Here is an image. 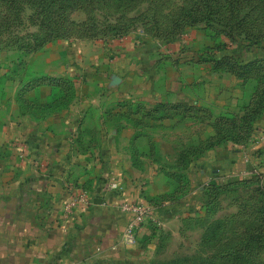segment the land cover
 I'll list each match as a JSON object with an SVG mask.
<instances>
[{"label": "crops", "instance_id": "0c3cea01", "mask_svg": "<svg viewBox=\"0 0 264 264\" xmlns=\"http://www.w3.org/2000/svg\"><path fill=\"white\" fill-rule=\"evenodd\" d=\"M215 42L199 24L166 40L143 28L56 38L19 64L0 52V264H148L168 222L198 211L189 205L192 189L184 207L152 203L161 223L145 222L131 245L119 242L126 217L115 204L124 193L148 201L170 192L180 150L212 135L217 115L247 102V82L200 59ZM40 75L68 79L69 99L61 102L52 83H29ZM161 103L198 108L161 116ZM263 132L264 113L252 144L264 143ZM229 143L208 148L188 176ZM110 176L123 192L103 189ZM79 185L94 201L65 214Z\"/></svg>", "mask_w": 264, "mask_h": 264}, {"label": "trees", "instance_id": "16d2710c", "mask_svg": "<svg viewBox=\"0 0 264 264\" xmlns=\"http://www.w3.org/2000/svg\"><path fill=\"white\" fill-rule=\"evenodd\" d=\"M80 1H85L92 10L100 11L101 19L106 20L117 18L119 11L135 5L140 0H0V41L3 42L1 38L4 34L13 37L10 41L16 44L15 49L20 52L16 56L19 64L23 62V55L42 48L45 43L56 38L95 36V28L98 31L96 21L90 19L75 21L67 15L71 4ZM172 21L174 24L169 34L152 36L166 40L179 35L188 26L202 24L208 35L216 37L214 44L216 51L212 54L203 53L200 59L210 61L216 70L233 73L242 80V83L250 79L255 80L252 93L247 102L241 106L240 112L220 113L214 119L212 135L180 150L175 163L176 169L168 173L174 179L173 189L160 199H148L154 204L167 201L185 206L187 204L185 198L190 191V177L187 174L190 163L200 158L208 148L228 140L247 141L258 129V120L264 113V55L258 51L255 54L249 51L264 46V0H195L188 6L180 7L179 15ZM131 29L126 23L112 24L105 31L106 33L99 36L117 37L128 33ZM73 30L79 31L73 33ZM143 30L149 34L144 28ZM221 36L245 49V54L249 52L252 55L243 56V51H238V47L226 49V43L218 39ZM45 82L52 83L59 89L55 95L59 93L56 97L61 102L71 96L72 89L66 78L40 75L32 78L29 83ZM192 108L198 107L179 103L156 105V110L161 116L171 111L186 112ZM199 110L205 111L202 108ZM254 178L260 180V175L253 174L250 178L238 180ZM228 183L229 180L220 184L217 180L210 179L206 187H202L203 199L207 198V190L210 187ZM262 193L264 195V190ZM214 220L213 225H209L205 231L206 241L215 239L220 232V220L215 218ZM157 228L153 223V229ZM250 238L254 239L255 233L251 234Z\"/></svg>", "mask_w": 264, "mask_h": 264}, {"label": "rangeland", "instance_id": "374dc122", "mask_svg": "<svg viewBox=\"0 0 264 264\" xmlns=\"http://www.w3.org/2000/svg\"><path fill=\"white\" fill-rule=\"evenodd\" d=\"M194 1L140 0L119 11L117 18L106 20L101 19L100 11L92 10L85 1H80L71 4L67 15L75 21H96V35L87 38L102 35L112 24L119 23H126L132 29L144 28L150 35L164 36L170 33L174 24L172 20L179 15L180 7ZM12 38L5 34L1 38L2 61L9 62L20 53L15 49L16 44L10 41ZM256 51L264 55V46ZM249 52L245 54L243 51V56H251ZM254 84L253 79L246 83L247 99ZM254 137L253 134L244 142L226 141L231 144L224 146L226 150L214 154L215 159L208 168L201 172L199 167L191 172L190 188L195 199L189 205L198 207V211L168 222L167 232L159 238L156 253L148 259V264H264V143L256 138L262 144H252ZM246 162L249 164L245 165ZM253 174L260 175V180H238L250 178ZM214 176L220 184L226 180L230 183L210 187L204 200L202 187H206L208 179ZM214 218L220 220V232L215 239L206 241L205 231L213 225ZM254 233L255 238H250Z\"/></svg>", "mask_w": 264, "mask_h": 264}, {"label": "built area", "instance_id": "2783aa9c", "mask_svg": "<svg viewBox=\"0 0 264 264\" xmlns=\"http://www.w3.org/2000/svg\"><path fill=\"white\" fill-rule=\"evenodd\" d=\"M139 31L142 32L141 29ZM103 189L123 192L124 186L116 177L110 176ZM93 201V195L85 187L82 185L72 187L70 197L64 205V212L68 214L74 208L87 207ZM115 206L126 217L124 231L119 241L122 245L135 243L145 222L152 221L157 225L161 223L155 206L137 195L132 197L124 193Z\"/></svg>", "mask_w": 264, "mask_h": 264}]
</instances>
